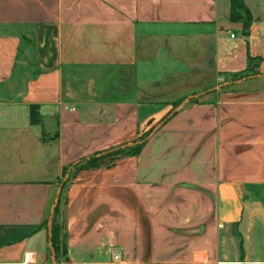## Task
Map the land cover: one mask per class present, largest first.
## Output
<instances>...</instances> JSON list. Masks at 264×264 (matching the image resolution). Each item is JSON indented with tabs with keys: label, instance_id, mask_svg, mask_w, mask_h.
<instances>
[{
	"label": "crops",
	"instance_id": "0c3cea01",
	"mask_svg": "<svg viewBox=\"0 0 264 264\" xmlns=\"http://www.w3.org/2000/svg\"><path fill=\"white\" fill-rule=\"evenodd\" d=\"M244 2L247 36L231 0H0V264H264V0ZM27 30L51 47L25 75Z\"/></svg>",
	"mask_w": 264,
	"mask_h": 264
},
{
	"label": "trees",
	"instance_id": "16d2710c",
	"mask_svg": "<svg viewBox=\"0 0 264 264\" xmlns=\"http://www.w3.org/2000/svg\"><path fill=\"white\" fill-rule=\"evenodd\" d=\"M232 11L231 19L236 21L240 20L243 22V35L247 36L250 32V27L252 23L251 12L246 6L244 0H231ZM262 58L260 56H248V63L245 70L235 73L231 76L232 81L241 80L249 76L258 75L259 64ZM31 123L37 124L40 122L38 109L36 106L31 107ZM145 144V139L135 141L128 145H119L110 148L105 151L95 152L90 156H87L75 163H71L64 167L62 176L56 180V182H61L63 186L70 180L71 172L77 169H89L94 167H99L101 165H112L116 160L125 157L138 155ZM51 232V248L56 256L58 257L61 252L63 255L67 254V233L65 229V219L61 216L60 211V200L55 206L54 214L51 220L50 226Z\"/></svg>",
	"mask_w": 264,
	"mask_h": 264
},
{
	"label": "rangeland",
	"instance_id": "374dc122",
	"mask_svg": "<svg viewBox=\"0 0 264 264\" xmlns=\"http://www.w3.org/2000/svg\"><path fill=\"white\" fill-rule=\"evenodd\" d=\"M40 30L37 32L35 30H27L26 33V39H24L22 43V50L20 53V56L18 58L17 68L20 72L26 75V73L32 72L33 70V61L36 59V57H42L43 54L48 52V49L51 47V43L44 47H41V35ZM50 32V31H49ZM28 40L35 41L38 46L37 48V54L36 50H33V46L28 43ZM45 48V49H44ZM44 49V50H43ZM232 80V79H231ZM251 247L253 251V255H251V258L253 259H264V228L262 225H258L255 229V232H253L251 237Z\"/></svg>",
	"mask_w": 264,
	"mask_h": 264
},
{
	"label": "built area",
	"instance_id": "2783aa9c",
	"mask_svg": "<svg viewBox=\"0 0 264 264\" xmlns=\"http://www.w3.org/2000/svg\"><path fill=\"white\" fill-rule=\"evenodd\" d=\"M232 36H234V35H232ZM119 258H120L119 255H115V259H116V260H118Z\"/></svg>",
	"mask_w": 264,
	"mask_h": 264
}]
</instances>
